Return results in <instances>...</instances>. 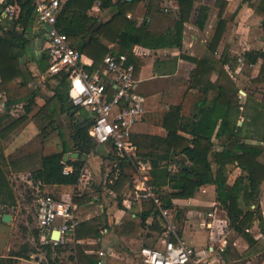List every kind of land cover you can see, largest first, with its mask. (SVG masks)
I'll use <instances>...</instances> for the list:
<instances>
[{"label": "crops", "instance_id": "0c3cea01", "mask_svg": "<svg viewBox=\"0 0 264 264\" xmlns=\"http://www.w3.org/2000/svg\"><path fill=\"white\" fill-rule=\"evenodd\" d=\"M101 2L96 0L89 13L104 23L117 8H101ZM202 7L208 8L206 18L200 13ZM18 17L9 20L0 15V35L13 29ZM126 18L136 28L144 26L163 37L162 46L157 48L140 44L132 47L134 75L145 104L143 120L132 127V140L136 143V152L132 156L135 169L124 166L123 171L129 174V179L117 184L120 163L115 166L114 154L98 149L82 156L85 162L76 184L42 183L39 186L41 191L74 204L77 220L65 243L55 248L50 246V254L41 244L37 224L32 229L29 222L19 219L18 213H24L21 206H25V202H19L16 188L22 185L27 196L33 194L35 198L39 180L33 179L32 171L39 163L34 161L30 166L31 163L26 161L36 155L62 152V137L69 148L66 153L76 152L70 138L71 119L67 113L58 114L45 132L40 131L37 122L36 115L48 101L60 108L56 93L63 89L56 78L44 75L48 63L45 42L33 54L26 55L24 51L19 58L18 65L26 75L25 80L17 77L7 84L0 82V153L5 157V175L14 198L12 203L6 196V200L0 203V264H49V258L56 260L57 264H79L77 246L84 254L97 257L98 264H140L139 249L142 246L162 247L167 238L182 239L202 253L205 249H201L199 243L204 239L198 232L195 236L190 235L191 224L207 234L202 241L208 242L206 252L220 256L223 262L229 255L226 237L230 231L235 233L233 245L240 254L249 257L255 248L264 249V180L257 201L251 207L257 206L259 216H255L245 228L253 242L247 241L230 225L226 211L216 198L213 184L199 187L193 197L173 199L174 208H163L161 201L158 205L152 198L135 195L138 189L151 186L160 200L152 184L150 161L141 154L164 151L141 141L145 136L165 138L168 134L164 126L166 114L176 107H179L181 125L192 119L199 121L202 116L204 130L209 131L213 126L209 154L213 170L221 165L214 154L232 151L229 142H222L217 136L223 120L228 122L227 135L234 134L239 143L262 147L258 160L264 164V6L259 0H225L224 10L219 15L216 0H193L180 34L177 33V24L181 20L177 0H136L127 9ZM220 20L224 21V30L212 50L210 43ZM200 22H204L202 28ZM37 25L35 22L30 28H38ZM21 29L15 27V30ZM33 35L27 30L24 38L37 44ZM102 42L109 49L107 53L117 49L114 42L106 39ZM82 59L85 66L92 64V59L86 55ZM102 66L105 67L104 62ZM30 96L34 97V104L30 112H26ZM18 119H21L20 123L6 133L4 128ZM40 125H43L42 121ZM178 133L190 137L182 130ZM224 138L228 137L224 135ZM68 159L75 158L70 156ZM177 160L189 163L184 156L176 157L167 162L171 172L180 168ZM225 168L229 184L243 173L237 162L226 163ZM152 203L159 213L156 217L151 214L142 224L139 215L150 209ZM160 207L168 211L166 216L162 215ZM4 214L10 215V221L3 220ZM154 222L161 227L160 233L150 229ZM22 231L25 236H21ZM222 242H226L223 249L220 248ZM206 262L204 259L202 264Z\"/></svg>", "mask_w": 264, "mask_h": 264}, {"label": "trees", "instance_id": "16d2710c", "mask_svg": "<svg viewBox=\"0 0 264 264\" xmlns=\"http://www.w3.org/2000/svg\"><path fill=\"white\" fill-rule=\"evenodd\" d=\"M14 0H8L13 2ZM20 5V15L15 21L13 29H10L0 35V82L7 84L12 82L17 77L26 79V75L21 71L18 60L23 55L27 44L24 38L25 32L36 22L34 13L33 0H16ZM96 0H66L61 5V10L57 17V27L64 32L70 43L77 48L82 56L86 55L92 59V64L85 66L89 71L105 69L103 58L109 51L107 46L102 42L106 39L117 44V49L113 50V54H126L129 62H132V47L135 44L144 46L159 47L162 46L163 37L155 34L146 27L136 28L134 23L126 18V11L132 7L136 0L125 1L118 0H101V8L116 7L117 11L112 17L102 23L98 18L89 13L90 8ZM180 8L181 20L177 24V33H181L183 21L188 19L192 9L193 0H177ZM259 3L264 6V0H259ZM1 5V4H0ZM216 5L219 6V15L222 14L225 6V0H216ZM208 8H201V15L206 18ZM204 22L199 23V27H203ZM16 26H20L21 31L15 30ZM224 21H218L215 29L210 48L213 50L220 40L224 30ZM48 66V63L46 64ZM200 67V66H199ZM44 69V67H42ZM200 72L196 70V74ZM59 81L60 89L58 97L60 99V108L53 105L52 101H48L36 115L40 131L45 132L47 125L51 124L54 118L60 113H67L71 119V135L73 142V150L79 156L75 159L63 161L64 154L69 151L65 141H63V151L50 155H36L27 159V163L34 165L36 161L38 167L32 171L33 179L39 180L44 184H68L74 185L78 182L81 169L85 160L82 156L90 154L96 150V143L88 133V129L93 121L90 114L79 106H74L68 96L67 89V74L55 75ZM35 97V95L33 94ZM28 97V104L25 106V111L30 112L31 106L34 104V97ZM204 111L202 110L201 113ZM166 122L164 126L168 130L165 138L145 136L142 143L147 146H152L156 149H161L164 152L153 153L144 152L142 157L148 158L151 169L150 174L152 184L160 196V201L163 208H174L173 199H187L193 197L199 187L205 184H213L216 189V198L226 211L230 225L247 241L253 242L250 234L245 231L246 226L257 215V206L255 205L259 195L260 184L264 180V164L258 158L262 153V147L250 144L239 143L238 137L234 134L227 135V120H223L220 131L217 136L221 137L223 142H229L232 151L226 153H215V159L221 165L216 170H213L209 161V154L212 150L211 136L213 126L210 130L203 129V120H190L184 126L180 124L181 117L179 116V107L174 108L166 114ZM43 119V120H42ZM21 119L9 123L4 130L6 133L14 129ZM40 121L43 125H40ZM172 123V124H171ZM224 123V124H223ZM182 130L190 135L183 136L178 133ZM226 135L228 138H224ZM224 139V140H223ZM227 139L229 141H227ZM135 142V141H134ZM234 142V143H233ZM136 144V143H135ZM139 144V142H138ZM184 156L188 160V164L180 162V168L177 172H171L168 169V161L176 157ZM35 161V162H34ZM133 157L121 158L120 177L117 184L129 179V174L124 172L123 167L134 170ZM237 162L238 166L243 170V173L238 176L232 184L228 183L226 163ZM0 203L6 200V196L14 202L13 194L5 175V157L0 153ZM182 163V164H181ZM15 166V163H13ZM70 166L71 172L64 173L65 167ZM115 187V186H114ZM167 187V189H163ZM159 211L152 203L151 208L140 213L139 218L144 224L148 216L153 214L155 217ZM157 233L161 232V227L157 222H154L152 227ZM47 253L50 254V245H45ZM77 258L79 264H98L97 257L94 255L84 254L83 249L77 246ZM49 264H57L56 260L49 258Z\"/></svg>", "mask_w": 264, "mask_h": 264}, {"label": "built area", "instance_id": "2783aa9c", "mask_svg": "<svg viewBox=\"0 0 264 264\" xmlns=\"http://www.w3.org/2000/svg\"><path fill=\"white\" fill-rule=\"evenodd\" d=\"M64 0H33L38 28L46 29L45 50L48 58L46 77L67 74L70 80L68 95L74 106L86 110L93 121L88 133L96 143V150L114 154L118 166L123 157L135 155L136 146L132 140V127L142 121L145 114L144 97L138 90L135 65L126 54L107 53L103 71H89L84 68L83 56L68 40L67 35L57 27V17ZM0 15L9 20L16 19L20 5L16 0H0ZM65 167L63 172H71ZM41 181L35 192L36 224L41 233V244L55 248L65 243L66 237L74 231L77 220L71 201L56 199L40 190ZM138 198H152L158 205L160 200L151 186H144L136 192ZM162 215L167 210L160 207ZM53 231L59 232L57 239ZM226 242L220 244L223 249ZM201 253L182 239L167 238L162 247L142 246L139 249L140 264H202Z\"/></svg>", "mask_w": 264, "mask_h": 264}, {"label": "rangeland", "instance_id": "374dc122", "mask_svg": "<svg viewBox=\"0 0 264 264\" xmlns=\"http://www.w3.org/2000/svg\"><path fill=\"white\" fill-rule=\"evenodd\" d=\"M36 22H37V19H36ZM164 22H166V21H162L161 23H164ZM69 87H70V80L68 78L67 79V89L68 90H69ZM101 151L102 150H100V152ZM16 188H18L17 189V195H18L19 202H21V203L25 202V206H23V205L21 206L24 213H22V214L18 213L19 219H22L24 221L29 222L30 227H32V229H34V227L36 226V201H35L34 195L30 194L29 196H27L26 189L22 185H20ZM23 196L26 198H24ZM18 224L23 226L22 222H18ZM197 232L199 233L201 239H204L202 241H205V237L207 234L203 231V229H200L197 226L193 227V225L191 224V226L189 228L190 235L195 236ZM21 234H20L21 236L26 235L23 231L21 232ZM234 237H235V233L232 231H230L227 234L226 239L228 241V254L229 255L227 258H224V262L220 256L211 255L208 252H206L208 248L205 245L208 242L204 243L201 241V243H199L200 248L205 249L199 255V257L203 258V260L204 259L207 260V262H210L211 264H264L263 263L264 249L255 248L250 254H248L249 257H246L244 254H240V252H238V250L236 249V246L233 245ZM209 244H210V242H209ZM207 262L204 264H207Z\"/></svg>", "mask_w": 264, "mask_h": 264}, {"label": "water", "instance_id": "95a60500", "mask_svg": "<svg viewBox=\"0 0 264 264\" xmlns=\"http://www.w3.org/2000/svg\"><path fill=\"white\" fill-rule=\"evenodd\" d=\"M28 32L30 33H34L33 38L38 40V43L35 44L34 42H32L31 40H29V42H27L26 47H25V51H26V55H30L33 54L35 50L37 49H41L43 47V43L45 42V33H46V29H39V28H29ZM78 153L74 152V153H66L63 157V161H66L70 156L73 158L78 157ZM11 217L9 214H4L3 215V220L4 221H10ZM59 237V232L58 231H53L52 233V238L57 239Z\"/></svg>", "mask_w": 264, "mask_h": 264}]
</instances>
